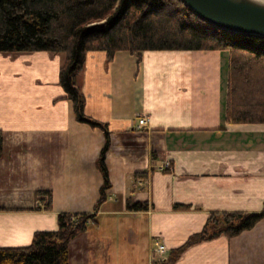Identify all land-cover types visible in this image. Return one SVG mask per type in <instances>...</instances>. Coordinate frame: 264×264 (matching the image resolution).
<instances>
[{
	"label": "crops",
	"instance_id": "1",
	"mask_svg": "<svg viewBox=\"0 0 264 264\" xmlns=\"http://www.w3.org/2000/svg\"><path fill=\"white\" fill-rule=\"evenodd\" d=\"M229 49L88 52L87 116L107 124L112 187L99 203L105 131L77 119L60 83L62 53L0 52V247L58 229L60 212H94L70 243V264H158L213 211L264 209V123L226 111ZM148 122L138 127V118ZM165 161L171 168H156ZM148 171V183L134 173ZM51 191L43 209L38 191ZM147 201L127 208V197ZM39 198V199H38ZM37 206L41 208H37ZM156 242L167 250L155 252ZM171 264H264V218L236 236L187 248Z\"/></svg>",
	"mask_w": 264,
	"mask_h": 264
},
{
	"label": "trees",
	"instance_id": "2",
	"mask_svg": "<svg viewBox=\"0 0 264 264\" xmlns=\"http://www.w3.org/2000/svg\"><path fill=\"white\" fill-rule=\"evenodd\" d=\"M229 49L226 111L234 123H264V36L219 28L203 19L184 0H0V52L47 50L65 56L60 69L64 97L73 102L77 119L105 131L98 158L103 175L99 203L112 187L106 156L107 124L85 113L80 72L88 52L105 51L112 60L127 50L141 60L145 50ZM3 132L0 129V155ZM148 171L134 173L143 179ZM51 207V191L39 190ZM38 198V199H39ZM5 208V207H0ZM37 208H41L40 206ZM127 208L146 210L147 201L127 197ZM94 212H60L58 229L37 231L26 246L0 247V264H70V243L96 221ZM264 218L261 211H213L204 228L170 250L159 264L175 262L190 246L221 235L233 237Z\"/></svg>",
	"mask_w": 264,
	"mask_h": 264
},
{
	"label": "water",
	"instance_id": "3",
	"mask_svg": "<svg viewBox=\"0 0 264 264\" xmlns=\"http://www.w3.org/2000/svg\"><path fill=\"white\" fill-rule=\"evenodd\" d=\"M203 19L234 32L264 36V0H184Z\"/></svg>",
	"mask_w": 264,
	"mask_h": 264
},
{
	"label": "built area",
	"instance_id": "4",
	"mask_svg": "<svg viewBox=\"0 0 264 264\" xmlns=\"http://www.w3.org/2000/svg\"><path fill=\"white\" fill-rule=\"evenodd\" d=\"M148 122V117L147 115L143 114L142 116H140L138 118V127H144L145 125H147ZM156 168L160 169V170H165V169H169L171 168V163L169 161H165L164 163L160 164L159 166H157ZM149 175H147L145 178L141 179L142 182L140 183H148L147 178ZM41 207H44V202H41L39 204ZM165 250H167V247L164 243H160V242H156L153 251L155 252H164Z\"/></svg>",
	"mask_w": 264,
	"mask_h": 264
},
{
	"label": "rangeland",
	"instance_id": "5",
	"mask_svg": "<svg viewBox=\"0 0 264 264\" xmlns=\"http://www.w3.org/2000/svg\"><path fill=\"white\" fill-rule=\"evenodd\" d=\"M160 261H161V260H159L157 263L159 264Z\"/></svg>",
	"mask_w": 264,
	"mask_h": 264
}]
</instances>
